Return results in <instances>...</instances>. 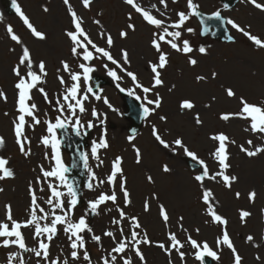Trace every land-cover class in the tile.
<instances>
[{
  "label": "rangeland",
  "instance_id": "obj_1",
  "mask_svg": "<svg viewBox=\"0 0 264 264\" xmlns=\"http://www.w3.org/2000/svg\"><path fill=\"white\" fill-rule=\"evenodd\" d=\"M2 2L3 0H0V91L6 94L7 99L0 98V137L5 141L4 146L0 148V158L8 161L6 168L14 172V178L0 180V188L3 189L0 191V222L8 223L11 228V222L6 219V205H11L13 220L24 222L29 218L30 185L35 190L38 203L45 210L49 207L45 203L50 195L49 183L63 192L64 205L68 206L67 201L72 197L64 182L59 177L44 178L41 171L42 168L51 170L55 167L51 135L47 132L46 122L54 123L59 117L70 128L82 131L88 129V125L91 124L93 130L90 146L86 150V174L92 188L90 190L88 187L83 191L82 207L80 209L75 207L72 217L74 221L85 216L86 211L91 212L89 201L95 200L101 193L111 195L113 186L107 183V178L117 157L122 158L120 165L122 172L117 173L115 179L117 204L108 201L98 206V214L92 215L91 219L90 214L87 215L93 233L101 236V242L92 241V233H81L85 239V248L79 249V259L73 260L68 236L63 231V225H58V233L51 241L49 249L50 260L58 259L60 264H64L65 261L67 264H104L107 260L108 264H113L111 257L116 255V264H123L125 257L129 258L132 264H142L131 249L123 254L112 252L115 242L122 238L120 226L112 223L113 219L119 218L117 211L119 207L128 217L139 218L142 227L137 231L141 236L146 232L152 242L151 245H140L146 264L169 262L201 264V261L194 257L196 250L187 244L189 235L201 244L200 251H203L202 245L206 241L210 250L218 253L219 259L213 260L214 264H234L232 251L226 245L221 244L219 247L217 245V238H222L225 226L211 222L207 205L201 199L203 189L194 179L202 169L190 171L186 162L191 158L185 156L183 149H178L174 145L175 139L182 138L188 149L208 164L211 173H215L219 168L210 157L213 142L209 137L224 133L230 141H235L234 144L228 145L230 168L226 174L235 175L238 180L232 184L230 190L224 187L222 181H205L206 186L214 194L210 202L214 205L216 213L227 220V233L242 258L241 264H264V153L249 158L240 151L241 145L246 149L250 147L248 140H251L253 145L250 150H254L255 146L264 147V133L253 134L250 130L246 131L250 120L232 118L225 122L219 119L223 113L239 112L241 97L249 104L264 107V49L256 48L230 25H227V28L235 38L233 44H223L209 38L200 39L199 25L191 16L181 30L183 33L181 40H188L194 51L185 56L162 43L163 51L168 54V63L160 70L162 86L153 88L154 74L151 71V64L158 63V53L151 47L150 42L154 38L153 32L157 30L148 25L143 17L123 0H96L87 10L83 7L82 0H69V5L81 18L82 27L87 35L97 46L108 51L120 67L112 64L107 58H102L91 45H87L88 50L93 53V58L89 61H83V49H78L81 54L79 58L72 54V44L65 33L75 29L68 13L69 5H65L63 0H16L30 23L44 34L46 38L43 40L33 36L17 14L8 15ZM134 2L154 18L163 20L166 25L177 19L178 11L188 12L187 0H178L177 3L167 0V8L161 5L159 0ZM257 2L264 4V0ZM194 3L199 6L198 10L207 14L220 11L226 20L235 21L251 35L264 41V12L253 5L240 0L233 9L226 11L220 0H194ZM44 8L48 11H44ZM161 12L165 15H161ZM129 14L132 16L131 20L128 18ZM94 20H99L100 24H95ZM129 23L135 25V31L127 28ZM9 26L20 38L21 44L11 40L7 32ZM187 28L194 29L193 33L189 34ZM121 31L128 32L126 39L120 37ZM101 33L104 34V38H101ZM109 34L114 42L111 47L107 44ZM78 38L86 44L83 37ZM24 47L30 51L33 70L40 74L38 65L43 61L47 72L46 76H42L43 82H38L30 89L31 99L26 101L29 107L33 103L36 104L34 114L40 121L38 124L34 123L31 117L26 116L22 136L25 151H30V155L27 156L21 154L19 146L15 143L14 123L18 122L19 90L14 87L17 77L12 73ZM199 47H205L207 55H201ZM122 50L128 52L127 64L123 61ZM189 56L198 61L196 66L188 64ZM61 61H66L70 65V72L79 75L78 81L71 80L70 73L63 70ZM81 63L94 69L88 74L87 81L84 80L83 70L79 67ZM109 71L115 72L118 79L113 80L108 75ZM213 72L217 73L214 79ZM127 73L134 74L136 80L133 81ZM21 74L26 75L23 66ZM197 76H204L206 79L197 82ZM58 77H63L67 83L62 85ZM92 77L105 78L108 86L94 94ZM26 82L31 83L30 79ZM73 83L77 85L75 99L67 91ZM143 87L152 88V91L145 94L142 91ZM229 87L236 93L234 98L226 96L225 89ZM39 88L45 90L47 99L38 91ZM120 88L125 91H120ZM119 92L128 94L149 108L154 106L148 105L147 100H155L157 95L161 98V107L144 118L139 133L134 137L127 134L129 124L123 118L124 107ZM77 100L80 101V105L77 104ZM184 100L192 101L195 107L191 111H182L180 103ZM81 105L84 107L83 112L79 110ZM196 114H199L203 121L200 126L194 123L193 117ZM161 116L166 117V120H161ZM153 127L158 129L163 139L171 145L170 149H163L154 139ZM55 134L59 141L56 130ZM44 138L49 140V145L41 143ZM101 139L105 141L107 147L100 145ZM94 145L95 156L92 154ZM136 149H139L142 157L139 164L136 162ZM58 151L62 164L68 165V156L62 151L60 143ZM164 165L171 169L169 173L162 171ZM149 176L152 178L151 182ZM124 180L131 201L127 207L124 205L123 193L120 190V184ZM251 191L256 192L254 202L248 199V193ZM237 192L240 193L238 199ZM145 202L150 203V212L144 210ZM161 204L169 215L167 225L159 216ZM241 210L251 213L244 221L240 219ZM181 216L182 228L179 219ZM50 222L47 221L49 224ZM44 223L45 221H41L42 225ZM123 228L124 235L130 237L127 220L123 222ZM20 231L27 247L38 246V241L32 237L34 227L21 228ZM105 231H112L115 240L104 236ZM170 232L185 245L180 249L185 253L183 259L175 250H172L169 256L156 246L157 243L169 245ZM249 235L254 237L252 242L247 241ZM3 239L5 238L0 237V242ZM8 239L14 240L15 237ZM43 239L47 242L46 234ZM85 250L90 256L88 261L83 258ZM9 253H19L25 264H47L39 260L34 253L24 252L15 245L0 246V264H8ZM16 264H19V259Z\"/></svg>",
  "mask_w": 264,
  "mask_h": 264
},
{
  "label": "snow or ice",
  "instance_id": "obj_2",
  "mask_svg": "<svg viewBox=\"0 0 264 264\" xmlns=\"http://www.w3.org/2000/svg\"><path fill=\"white\" fill-rule=\"evenodd\" d=\"M93 2V0H82L83 7L87 10L90 7V4ZM123 2L127 5H129L132 9L135 10V12L139 13L143 19L147 22L148 25L153 26L157 31L153 32V39L151 40L150 44L151 47L158 53V63L151 64V71L154 74V84L153 88L157 86H162L163 81L160 79L161 72L160 70L164 69L167 66L168 63V54L165 53L162 49V43L167 44L170 49L174 50L177 53H181L185 56H188L190 53L194 51L192 48L190 42L188 40H181V37L183 35L182 29H184V26L186 22L189 20L191 16H197L198 13V5L194 3V0H187V9L188 12L185 13L183 11H178L176 13L177 19L169 24H165V22L161 19L154 18L153 15H150L149 12L144 11L137 3L134 2V0H123ZM160 4L163 5L165 8H167V0H159ZM178 0H173V3H177ZM243 2L253 5L254 8L258 9L261 12H264V4L258 3L257 0H243ZM63 3L65 5H69V0H63ZM12 8L15 10L16 14L20 17V19L23 21V23L27 26L29 31L32 33L33 36L43 40L46 37L41 32L37 31L36 28L30 23L29 19L23 14L21 11V8L18 6L16 0H12ZM224 9L229 10L230 6L228 4H224ZM44 11H48L47 8H44ZM68 13L72 18V25L74 27V31H67L65 35L68 37L72 44L71 52L74 56L80 57V52L78 49H83V61H89L91 58H93V53L88 50L87 45H91V48L95 50L96 53H100L102 58H107L109 61H111L112 64L117 65V67H120L118 62L110 55L108 51H106L103 48H100L97 46L91 38L87 35V33L84 31L82 27V21L81 18L77 16V13L71 8L69 5L68 7ZM161 15H165L164 12L160 13ZM129 20L132 19L131 14H129ZM207 19H214L218 21H222L226 25H230L232 29H235L237 32H240L243 36H245L251 43L258 49H264V41H261L256 36H253L250 34V32L246 31L244 28H242L240 25H238L235 21L231 19L224 20L222 17V14L220 11H216L210 16L207 17ZM95 24L99 25V20L93 21ZM203 23V20L201 21ZM127 28L135 31V25L133 23H129L127 25ZM170 29H172L170 31ZM186 31L191 34L193 33L194 29L187 28ZM208 29L205 28L204 32H207ZM7 32L11 38L16 44H21L22 41L20 38L14 34L13 29L11 26L7 28ZM203 34V33H201ZM101 38H104V34L101 33ZM128 36L127 31H121L120 37L122 39H126ZM78 37H83V40L86 41L85 43H82L81 39ZM233 37L231 35L228 36L229 41H233ZM113 39L111 35L109 34L107 36V44L109 47L113 45ZM199 53L201 55H207V49L205 47H199L198 49ZM122 57L125 64L129 63L128 59V52L126 50H122ZM188 64L190 66H196L198 61L191 56L188 58ZM62 68L65 72L70 73V78L72 81H78L80 79L79 75L70 72V65L66 61H61ZM24 67L26 69V75L21 74V67ZM80 68L83 70L84 74V80L87 81L88 74L93 72V68L90 66H86L85 64L81 63L79 65ZM34 65L33 61L31 60V54L27 47H24L22 49V54L19 56L18 64L12 69V73L14 76L17 77V82L14 84L15 89H18V100H17V121L14 123V136H15V143L19 146L21 154L27 156L30 155V151L26 152L24 148V142H23V136H22V130L26 125V116L31 117L32 121L34 123H40L38 118L34 114V110L37 108L36 104L33 103L31 107H29L26 104V101L31 99L29 95L30 89H33L38 82L42 81V76H46V65L43 61H41L38 65L39 73L37 74L36 71L33 70ZM108 75L112 77L113 80H117V74L113 71H109ZM127 75L131 76L133 81L136 80V77L132 73H127ZM217 73L213 72L212 78L214 79L216 77ZM28 79H30L31 83L26 82ZM60 83L62 85L66 84L67 82L63 79V77H58ZM206 77L204 76H197L196 80L197 82L205 80ZM140 87V85H137ZM119 87V85H117ZM38 91H40L45 99H47V93L43 88H39ZM68 94L75 99L77 96V85L73 83L70 88L67 89ZM120 91H125L123 88H120ZM142 91L147 94L150 91H152V88L149 87H143ZM226 96L228 98H234L236 96V93L232 90V88H226L225 89ZM132 95L133 93H129ZM0 98L7 99L6 94L2 91H0ZM139 99V97H137ZM67 99V97H65ZM99 99V97H97ZM107 103V101H105ZM161 98L157 95L155 100L149 99L147 100L148 105H153L154 108H149L147 106L142 105V117L149 116L155 109H158L161 107ZM77 104L80 105V101L77 100ZM240 104L241 108L239 112L237 113H223L220 115L219 119L227 122L232 118H239V119H245L250 120L249 127L246 128V131H251L253 134L256 133H264V107H261L259 105H252L249 104L246 100H244L243 97L240 98ZM195 105L190 100H184L180 103V109L191 111ZM80 112L84 111V107L81 105L79 108ZM7 115V113H6ZM95 115V112L93 113ZM161 120H166V117L161 116ZM194 123L197 126H200L203 124V121L201 120L199 114H196L193 117ZM47 123V132L51 135V148H52V157L55 161V167H53L51 170H44L41 169L42 175L44 178H55L59 177L61 181L64 182V186L67 187L69 195L72 197L67 201L68 206L65 207L64 200H63V192L58 190V187L49 183L48 190H50V195L46 198L45 203L49 206L47 210H45L44 207H41L38 203L37 196L35 194V190L29 186V194L31 196V208L29 212V218L24 222H18L13 220L12 214H11V205H6V219L11 222V228H9L8 223L0 222V237H3L5 239L0 242V246L3 247H10V246H17L20 250L24 252H31L34 253V255L42 261L47 262V264H60V261L57 260H50V245L51 241L54 239V237L58 233V225H63V231L68 236V239L70 241L69 247L72 249L71 251V257L73 260H78V250L85 248V239L81 235V233L89 232L92 233L91 239L92 241L96 243L101 242V236L96 235L93 233L92 228L90 227L88 221H87V215L92 214L96 215L98 206L106 203L108 201H111L114 205L117 204V195L115 192V179L117 176V173L122 172V168L120 165L122 164V158L117 157L115 161L113 162L112 172L107 178V183L109 185L113 186V191L111 195L101 193L95 200L89 201V209L91 212L89 213L86 211L85 216L80 217L78 220L74 221L72 217L74 216V209L75 206L78 204V200L76 198V192L71 184L67 183L65 173L67 172V168L62 164L60 154H59V141L57 140L55 130L56 129H63L66 127V124L58 117L54 123L46 122ZM89 128L92 127L91 124L88 125ZM152 135L154 139L159 143V145L163 149H170L171 145L163 139V137L159 134V130L153 127ZM209 139L213 142V150L210 152V157L213 161H215L218 165L219 170L215 173H211L208 167V164L200 159L196 153L190 151L188 147L184 144V141L182 138H177L174 140V145L178 149H183V152L185 156L190 157L193 162L197 163L200 169L202 171L199 172V174L194 176L195 181L201 186L203 189L201 199L202 202L207 205V212L209 216L211 217V222L216 224L224 225V231L222 238H217V245L218 247L223 244L226 245L233 253L234 257V264H241V256L237 253L234 245L230 241V237L227 233L226 225L227 220L223 219L219 214L216 213L214 205L210 202L213 197V192L210 188L206 186L205 181H222L223 185L227 189H231V186L233 183H235L238 180V177L235 175L229 176L227 171L230 168V164L228 163L230 159V153L228 151V145L229 143L234 144L235 141H230L229 137L224 133H218L214 134L209 137ZM41 143L45 146L49 145V140L47 138L42 139ZM249 148H245L243 145L240 146V151L244 153L247 157L253 158L258 156L261 153H264V147L255 146L254 150H250L253 145L252 141H247ZM5 144V141L2 137H0V148H2ZM100 145L103 147H107V144L103 139L100 141ZM136 162L139 164L141 163L142 157L139 149H136ZM92 154L93 156L96 155V146L94 145L92 147ZM83 159V157H82ZM8 161L4 158H0V180H4L7 178H14V172L6 168V164ZM162 171L164 173H169L171 169L164 165L162 168ZM149 181H152L151 176L148 177ZM104 181H101L103 183ZM89 189L91 190L92 185H88ZM120 190L123 193V200L124 205L127 207L131 201H130V193L128 192L126 188V180L122 181L120 184ZM0 191H3L2 188H0ZM41 191H44V189H41ZM240 196V193H236V198L238 199ZM256 198V192L251 191L248 193V199L250 202H254ZM158 199V197H157ZM144 210L146 212H150L151 206L150 203L145 202L144 204ZM117 211L119 213L118 219H113L112 223L114 225L120 226V233H121V239L119 241L115 242V246L112 248L113 253L117 254H123L126 250L131 249L134 251L135 256L142 262V264H146L144 255L142 251L140 250V245H151L152 242L147 236V233L145 232L143 236H141L140 232L137 231V229H140L142 225L140 224L139 218L132 216L128 217L124 210L117 207ZM39 212V215H38ZM251 213L246 210L240 211V219L242 221L245 220V218L249 217ZM159 216L161 217L162 221L165 225L168 224L169 221V215L167 212V209L163 206V204L160 205L159 210ZM181 221V228L183 217L180 218ZM51 221L50 224L47 223V221ZM127 220L129 222L130 226V237L124 235V228H123V222ZM41 221H45V223L42 225ZM34 227V232H32V237L34 240L38 241L37 247H27L25 244V239L20 231L21 228H28L32 229ZM197 233L199 232V229L196 230ZM46 234L47 242L44 241L43 237ZM104 236L110 237L113 240H115L114 233L112 231H105L103 233ZM11 237H15L14 240L8 239ZM254 237L252 235H249L247 237L248 242H252ZM168 240L170 242L169 245H166L164 243H157L156 246L160 249H162L166 254L171 256L172 250H175L179 252L181 259L184 258L185 253L181 252L180 249H182L185 245L182 243L177 236L174 233L168 234ZM187 244L191 246L192 249H195L194 257L197 261H203L205 257H211L213 260H218L219 255L217 252L210 250L209 245L207 242H203V251H200L201 244L198 243L196 240H193L192 237L189 235L187 237ZM84 260L88 261L90 260L89 253L87 250L84 251ZM259 257H257L258 259ZM17 259H19V264H25L23 258L19 255V253H9L8 256V264H16ZM113 264H116L117 257L116 255H113L111 257ZM64 264H67V261L64 262ZM104 264H108V261L105 260ZM123 264H132V261L125 257L123 259ZM171 264V262H169Z\"/></svg>",
  "mask_w": 264,
  "mask_h": 264
},
{
  "label": "water",
  "instance_id": "obj_3",
  "mask_svg": "<svg viewBox=\"0 0 264 264\" xmlns=\"http://www.w3.org/2000/svg\"><path fill=\"white\" fill-rule=\"evenodd\" d=\"M222 4H228L229 9L233 8L238 0H221ZM7 10L9 13H15V10L10 4H7ZM199 15L194 16L200 24V37L205 38L209 36L213 40H219L221 42L229 43L232 41L228 40L230 35L229 31L226 28V24L218 20L207 19L208 16L205 13L198 11ZM203 20V23L201 22ZM225 20V19H224ZM207 28L208 31L204 32V29ZM203 33V34H201ZM234 40V39H233ZM94 91L98 92L100 87L106 84L104 79H95L94 80ZM120 97L124 104V118L129 121L128 134L133 136L135 135L141 126L142 123V105L133 100L131 97L121 93ZM60 133V141L62 143L63 149L69 155L70 166L67 168V181L71 184L76 192V198L78 200L77 206L81 205L82 202V189L83 187H88V182L85 177V153L84 148L87 146L88 138H90L91 131H85L82 135L78 133L77 129L72 130V134L69 133L67 127L63 129H58ZM83 157V159H82ZM187 166L191 170L198 169L199 166L192 161H187ZM203 264H213L211 259L205 257L203 259Z\"/></svg>",
  "mask_w": 264,
  "mask_h": 264
}]
</instances>
